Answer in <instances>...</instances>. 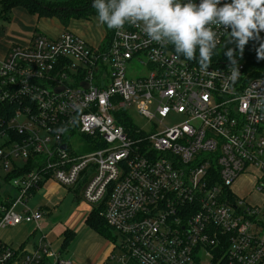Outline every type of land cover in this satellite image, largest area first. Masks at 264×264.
<instances>
[{
	"label": "built area",
	"instance_id": "obj_1",
	"mask_svg": "<svg viewBox=\"0 0 264 264\" xmlns=\"http://www.w3.org/2000/svg\"><path fill=\"white\" fill-rule=\"evenodd\" d=\"M107 32L97 45L71 29L38 34L1 62L0 230L34 224L38 237L32 249L0 239V264H75L48 238L43 210L29 206L51 179L81 183L88 204H104L116 236L106 264H264V63L236 50L232 80L229 58L202 70L198 53L177 57L142 24ZM133 60L151 70L129 77ZM170 114L184 120L158 130ZM76 134L99 149L77 153ZM250 172L259 203L233 189Z\"/></svg>",
	"mask_w": 264,
	"mask_h": 264
},
{
	"label": "clouds",
	"instance_id": "obj_2",
	"mask_svg": "<svg viewBox=\"0 0 264 264\" xmlns=\"http://www.w3.org/2000/svg\"><path fill=\"white\" fill-rule=\"evenodd\" d=\"M98 22L108 29L121 30L126 23L142 24L151 41L171 44L177 57L196 60L207 70L221 44V29L228 33L243 53L250 40H259L264 31V0H93ZM230 29V31H229ZM231 61L230 79L240 73L233 50L226 53ZM264 59V42L257 49Z\"/></svg>",
	"mask_w": 264,
	"mask_h": 264
},
{
	"label": "rangeland",
	"instance_id": "obj_3",
	"mask_svg": "<svg viewBox=\"0 0 264 264\" xmlns=\"http://www.w3.org/2000/svg\"><path fill=\"white\" fill-rule=\"evenodd\" d=\"M45 2H51L55 5H62L69 0H42ZM37 21V18L35 17ZM36 22L34 23V25ZM100 28H103L104 33L106 34L108 28L106 25H101L97 19L96 11L88 13L81 18H69L68 21L64 22L56 16L45 17L41 26H39L38 33L41 35L54 38L64 29H71L76 31L80 35L99 34ZM38 35V34H37ZM101 35V34H100ZM100 35L98 38H100ZM231 49L234 52L237 50L236 43L229 38L228 34L224 37L222 43L219 45L216 55L219 59H227L226 53ZM131 70L133 74H131ZM151 70L150 66H146L136 60H133L131 63H128V76L131 78L138 77L141 74H145ZM129 113L134 119L135 123L146 131L152 129V123L143 117L138 110L133 106L129 108ZM184 120L182 114H170L162 121H157V129L162 131L167 126H173ZM72 147L76 150L77 153H89L94 152L97 149V145L93 141L88 140L82 134H76L72 139H70ZM254 172L250 174H243L238 180L234 183L233 189L240 196L246 197V199L251 203H259L262 200V195L257 194L254 191L253 181ZM61 185V184H60ZM63 187L60 200L58 205L52 207L50 215L48 216V226L44 231L48 233L55 228V234L57 237L54 242V247L58 250H62L65 257L70 258L74 261L75 264H103L101 262L102 255L109 249V252L114 247V239L106 238L104 235L96 231L87 223V218L91 213L93 207L88 204L84 197L81 188V183L75 185L72 189L67 186ZM65 190V191H64ZM3 192V191H2ZM0 191V201L4 199L3 193ZM264 192V191H263ZM12 197L17 195L15 190L10 191ZM245 194V195H244ZM244 195V196H243ZM39 196V197H38ZM36 198L30 199L29 206L35 208L40 202V195ZM23 225H32V224H23ZM263 228V227H262ZM259 230V234L264 236V229ZM21 227L13 229H2L1 232H7L8 235L12 237H19ZM28 231L30 229H27ZM69 230L72 234V238L67 246L65 241V232ZM0 232V233H1ZM112 235H115V231H112ZM129 264H138L136 262H130Z\"/></svg>",
	"mask_w": 264,
	"mask_h": 264
},
{
	"label": "crops",
	"instance_id": "obj_4",
	"mask_svg": "<svg viewBox=\"0 0 264 264\" xmlns=\"http://www.w3.org/2000/svg\"><path fill=\"white\" fill-rule=\"evenodd\" d=\"M1 1L2 0H0V65L3 59L5 58V56L7 55L8 51L13 46L27 45L31 42V40L37 34H39L38 33L39 26L42 25L44 18L47 17V16H39L38 14H33L24 6H15L11 10L6 12L5 10H3ZM35 17L37 18V21L35 20ZM35 22L36 24L34 25ZM99 35H100V38H98ZM80 36L83 37L85 40H87L90 44L97 45V44H100L104 40L105 33L103 31V28L102 29L100 28L98 37H97V34H93L92 36L91 34H88V35L85 34L83 36L82 35ZM253 184H254V181H253ZM61 186L63 185H60L55 180L51 179V180L46 181L34 193L33 198L37 199V196L40 195L41 200L35 208H40L44 212V218L42 220V227L45 230L48 226L47 218L50 215V211L52 210V207L54 206L56 207L58 205V201L60 200L59 197L63 189V187ZM72 188L73 187H71L70 189ZM23 224L25 223H21L17 226L6 228V229H13V228L21 227L20 233L18 234L20 235L19 237L14 238L8 235L7 232L2 233L0 230L1 232L0 239L6 243L12 244L13 246H24L27 249H32L34 246V242L38 237V233L37 232L33 233L35 229L34 224L29 225V226L23 225ZM27 229H30V230L28 231ZM55 233H56L55 228L47 233L48 238L52 241L53 246H54V242L56 241V239L54 238L57 237ZM111 251L109 252V249H108L102 255L101 262H103V264H106V261Z\"/></svg>",
	"mask_w": 264,
	"mask_h": 264
},
{
	"label": "trees",
	"instance_id": "obj_5",
	"mask_svg": "<svg viewBox=\"0 0 264 264\" xmlns=\"http://www.w3.org/2000/svg\"><path fill=\"white\" fill-rule=\"evenodd\" d=\"M3 10L8 12L15 6H24L26 7L31 13L38 14L39 16H56L59 17L64 24L68 21L69 18H81L87 15L88 13H92L96 11L93 8L92 0H69L62 5H55L51 2H45L42 0H2L1 1ZM108 34H110V29L107 30ZM259 45L256 44V40H250L249 43L245 46L243 53L237 48V54L242 57H246L249 61L254 65H260L262 62L264 63L263 59L257 58V49ZM218 57L216 54L212 56ZM261 66V65H260ZM258 72V71H255ZM259 73V72H258ZM257 75V74H255ZM127 119H130L129 117ZM128 121V120H126ZM130 126V123H126ZM132 124V123H131ZM30 168L32 165L29 166ZM1 203V202H0ZM104 209V204L102 206L94 207L87 218V223L89 222L90 225L96 231L104 235L106 238H113L116 239V236L112 235L111 228L107 224L105 218L100 215V212ZM72 234L69 230L65 232V241L67 246L71 240Z\"/></svg>",
	"mask_w": 264,
	"mask_h": 264
},
{
	"label": "water",
	"instance_id": "obj_6",
	"mask_svg": "<svg viewBox=\"0 0 264 264\" xmlns=\"http://www.w3.org/2000/svg\"><path fill=\"white\" fill-rule=\"evenodd\" d=\"M63 147L65 148V147H66V145H63Z\"/></svg>",
	"mask_w": 264,
	"mask_h": 264
}]
</instances>
